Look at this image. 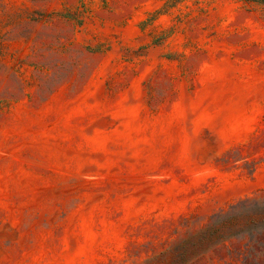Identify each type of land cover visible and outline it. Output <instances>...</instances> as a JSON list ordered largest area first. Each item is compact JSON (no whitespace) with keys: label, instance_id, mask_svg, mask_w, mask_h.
I'll use <instances>...</instances> for the list:
<instances>
[{"label":"rangeland","instance_id":"1","mask_svg":"<svg viewBox=\"0 0 264 264\" xmlns=\"http://www.w3.org/2000/svg\"><path fill=\"white\" fill-rule=\"evenodd\" d=\"M264 0H0V264H264Z\"/></svg>","mask_w":264,"mask_h":264},{"label":"trees","instance_id":"2","mask_svg":"<svg viewBox=\"0 0 264 264\" xmlns=\"http://www.w3.org/2000/svg\"><path fill=\"white\" fill-rule=\"evenodd\" d=\"M231 209L221 218L213 221L200 236L207 240L221 239L227 235L248 233L254 240L260 239L264 231V202L254 201Z\"/></svg>","mask_w":264,"mask_h":264}]
</instances>
